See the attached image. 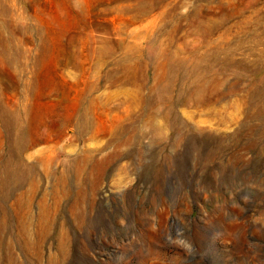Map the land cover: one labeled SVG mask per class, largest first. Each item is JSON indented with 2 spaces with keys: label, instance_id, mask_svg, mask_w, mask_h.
Wrapping results in <instances>:
<instances>
[{
  "label": "rangeland",
  "instance_id": "rangeland-1",
  "mask_svg": "<svg viewBox=\"0 0 264 264\" xmlns=\"http://www.w3.org/2000/svg\"><path fill=\"white\" fill-rule=\"evenodd\" d=\"M43 156L73 193L64 161L115 158L25 252L11 171ZM0 264H264V0H0Z\"/></svg>",
  "mask_w": 264,
  "mask_h": 264
},
{
  "label": "bare ground",
  "instance_id": "bare-ground-1",
  "mask_svg": "<svg viewBox=\"0 0 264 264\" xmlns=\"http://www.w3.org/2000/svg\"><path fill=\"white\" fill-rule=\"evenodd\" d=\"M198 96H203V94L200 93ZM154 112L149 113V115L154 117L156 113ZM163 114L165 118H168V116L171 117L173 113H172V110H168L167 112ZM85 117L86 115H82V118H85ZM148 127L152 128L154 131L162 130V127L160 126V124L158 122H155L154 120L149 122ZM125 131L126 129L124 130V127L120 126L116 129V131L113 132V136H121L122 134H124ZM19 138H20V134H19V137L17 136L16 138V142L18 140V143L20 141ZM114 158H115L114 156L113 157L110 156L104 160L99 161L98 164L93 163L94 157H91V156L83 157V158L82 157L73 158L68 161H64L62 163L64 166L63 168L68 169L70 172H71L70 170L71 168L77 180L76 182L78 185V191L76 193H73L71 183L69 181V177L67 176V171L65 170L56 171L52 168L49 169L50 164H53V161H52L53 158L44 157V156L41 157L37 161V164H40L42 166L43 171H46L49 174L51 172H57L61 174V176L57 177L56 184L54 185L55 186L54 189L57 192L51 195L52 202L49 201L48 194H45V195L43 194L42 200L39 203L40 204V213L38 215L39 220H38L37 229L34 230L33 232L34 237L31 233V224H32L31 214L32 213L30 212V209L33 206L36 194L39 191V186L34 180V176L37 175L38 166L37 164L25 165L21 173L18 167L14 166L11 171V185L12 186H11L10 196L12 198V204H11L12 215L11 216L14 221L13 241H14L15 248L17 246H20L25 252H28V250L31 249L34 245L37 246L40 240L43 237H45V235L48 232H50L53 228H55V226L57 227L56 225V219L58 218L57 214L60 213L59 208L62 207V203L64 200H66L69 203V205L72 206L71 214L73 218L76 220V222L78 221L83 222V220H85V217H86V211H85L86 209L85 210L83 209V205H84L83 203L86 200L85 195L87 196V194L84 192L85 189L83 190V186L85 184L82 185L83 183L82 178H81L82 174L85 173L86 168L90 166L91 163H93L92 167H94L96 164V167H98L100 170H103L105 169V166L107 164H110L113 161ZM96 174L100 175L99 173H96ZM99 180L100 179L98 178L96 182V181L89 179V184L92 185L94 182L99 183ZM25 187L27 188L25 189Z\"/></svg>",
  "mask_w": 264,
  "mask_h": 264
}]
</instances>
